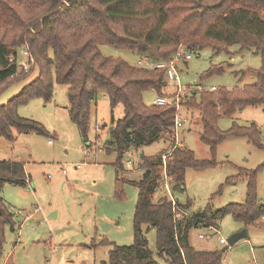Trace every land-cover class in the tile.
Wrapping results in <instances>:
<instances>
[{"label":"trees","instance_id":"1","mask_svg":"<svg viewBox=\"0 0 264 264\" xmlns=\"http://www.w3.org/2000/svg\"><path fill=\"white\" fill-rule=\"evenodd\" d=\"M101 44L141 51L152 60H168L181 46L189 51L212 47L220 52L235 44L255 49L261 54L262 65L255 70L253 83L192 92L185 105L199 111L201 139L212 152L231 135L246 136L264 149L262 130L255 123L243 126L234 122L225 131L218 124L221 116H233L247 106L264 107V0H0V94L22 78L16 60L20 48L28 49L39 70L34 80L0 105V137L14 141V131L51 136L43 124L20 116L17 109L34 97L49 101L54 81L67 87L69 116L84 140H88L89 119L100 90L106 92L111 107L124 106L123 117L110 126L105 148L117 154L115 196L124 197L127 182L138 189L134 237L130 245L102 241L111 245L104 264H161L149 249L144 225L156 229L158 254L168 264H223L221 251L191 246L189 230L199 225L218 227L219 220L229 214L245 228L264 221V203L257 194L258 169H241L247 181L245 201L216 211L207 205L188 213L192 203L176 201L165 189L157 198L164 179L163 156L169 155L166 174L176 199L186 189L188 168L203 170L215 166L216 161L214 157L197 159L187 146L176 144L175 107L144 103L145 91L162 95L166 70L132 66L105 56ZM223 70V65L210 67L201 78ZM161 139L170 142V149L142 157L144 173L139 180L122 176L123 158L130 148L138 150ZM27 178L24 162L0 159V259L5 227L14 229L16 223L1 190L7 182L24 186Z\"/></svg>","mask_w":264,"mask_h":264},{"label":"rangeland","instance_id":"2","mask_svg":"<svg viewBox=\"0 0 264 264\" xmlns=\"http://www.w3.org/2000/svg\"><path fill=\"white\" fill-rule=\"evenodd\" d=\"M99 48L103 55L123 59L132 66L139 67L138 61L144 59L141 51L106 44ZM190 53V60L178 63L179 84L199 85L206 91L213 87L231 89L251 84L255 80V70L262 65L258 51L241 49L237 44L220 52L205 47ZM18 56V61H27L19 53ZM220 65L224 67L221 73L201 78L210 67ZM20 72L22 78L0 94V105L7 103L38 76L36 61L31 62L28 71L21 68ZM164 79L166 85L162 95L172 101L177 92L176 84ZM66 91L65 85L54 81L53 96L49 101L34 97L18 106L20 116L40 122L51 136L14 131V141L0 137V159L24 162L29 177L24 186L7 182L1 190L5 203L15 213L16 223L14 229L10 225L5 227L0 264H104L108 261L111 245L102 241L119 245L133 243L138 189L127 182L124 197L118 199L115 196L117 154L105 148L110 139V126L123 117L124 106L111 107L106 92L100 90L89 119L88 140H84L70 119ZM193 91L198 94L202 90L193 89L191 93ZM158 95L154 90L145 91L144 103L154 104ZM186 97L181 101L183 127L178 131L176 144L187 146L197 159L214 157L216 165L203 170L188 168L186 189L177 195L178 199L168 183L175 200L182 204L191 202L188 213L207 205L216 211L230 203H243L247 181L241 169H258L257 194L264 202V149L251 143L246 136L231 135L218 143L212 152L201 139L203 125L199 111L185 105ZM234 122L243 126L255 123L262 130L264 139V107L247 106L233 116H221L218 120L224 131ZM169 149L170 142L164 139L138 150L130 148L123 158L122 176L129 181L139 180L144 173L142 157L157 156ZM167 182L164 176L156 192L157 198ZM259 222L245 228L229 214L219 220L217 232L192 227L189 243L196 250L221 251L223 264H264V221ZM143 229L155 259L168 264L158 254L156 229L147 225ZM243 231H246L245 236H237ZM201 233L208 236L199 238ZM234 236H237L234 243H229ZM221 238L227 241L226 245L220 243Z\"/></svg>","mask_w":264,"mask_h":264},{"label":"built area","instance_id":"3","mask_svg":"<svg viewBox=\"0 0 264 264\" xmlns=\"http://www.w3.org/2000/svg\"><path fill=\"white\" fill-rule=\"evenodd\" d=\"M19 55H22L23 57H25V59H27V61L25 60H21L18 61V58L16 57L17 63L19 65V69L23 68V70L28 71L30 66H31V62H34V58L33 56L28 52L27 48H21L19 50ZM192 58V55L190 53V51L184 47L181 46L178 51L168 60H152L149 57H144V59H140L138 61V65L142 66V67H146V68H158V69H165L166 70V74H165V78L173 83L176 84L177 87V92L174 94V97L172 98V101H169L167 97H165L164 95H158V97L155 99L154 103L157 105H161V106H173L176 108V116H175V123H174V133H175V138L176 141L178 139L177 135H178V131L181 127H183V121L181 119V114H180V110H181V101L184 100V98L189 95L191 93V91L193 89H200V90H205L203 87L199 86V85H192V86H181L179 84V70H178V63L180 62V60H190ZM14 60L13 57L11 58V61ZM215 88L213 87L211 90H214ZM194 92V91H193ZM169 155H165L163 156V163H164V176L165 178L168 180L167 174H166V159L168 158ZM29 182V178L26 179V183ZM165 190L168 192V194L171 196V190L169 188L168 182L165 185ZM174 206L176 207V203L174 202ZM177 217H181V214L178 213ZM198 228H208L209 230L218 231V227L214 226V225H210V226H202L199 225ZM208 235L205 233H201L199 234V238H206ZM220 243L226 245L227 241L223 238L220 239Z\"/></svg>","mask_w":264,"mask_h":264},{"label":"water","instance_id":"4","mask_svg":"<svg viewBox=\"0 0 264 264\" xmlns=\"http://www.w3.org/2000/svg\"><path fill=\"white\" fill-rule=\"evenodd\" d=\"M53 215V214H52ZM246 235V231H243L241 234H238L237 236H245ZM237 236H234L233 238H231L229 240V243H234L235 239L237 238Z\"/></svg>","mask_w":264,"mask_h":264},{"label":"crops","instance_id":"5","mask_svg":"<svg viewBox=\"0 0 264 264\" xmlns=\"http://www.w3.org/2000/svg\"><path fill=\"white\" fill-rule=\"evenodd\" d=\"M261 201V200H260ZM261 203H264L263 201H261ZM53 214V213H52ZM54 215V214H53ZM258 223V222H257ZM259 223H261V222H259ZM257 225V224H256Z\"/></svg>","mask_w":264,"mask_h":264}]
</instances>
